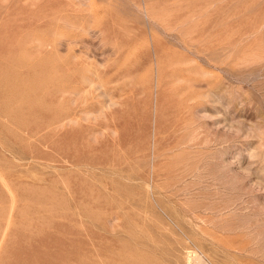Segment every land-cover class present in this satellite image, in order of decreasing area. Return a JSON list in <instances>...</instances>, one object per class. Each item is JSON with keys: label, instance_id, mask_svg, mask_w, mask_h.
Wrapping results in <instances>:
<instances>
[{"label": "rangeland", "instance_id": "1", "mask_svg": "<svg viewBox=\"0 0 264 264\" xmlns=\"http://www.w3.org/2000/svg\"><path fill=\"white\" fill-rule=\"evenodd\" d=\"M0 264H264V0H0Z\"/></svg>", "mask_w": 264, "mask_h": 264}, {"label": "bare ground", "instance_id": "2", "mask_svg": "<svg viewBox=\"0 0 264 264\" xmlns=\"http://www.w3.org/2000/svg\"><path fill=\"white\" fill-rule=\"evenodd\" d=\"M50 56H51V55H50ZM50 56H49V57H50ZM52 56H53V55H52ZM49 57H47V58H49ZM55 58H56V57H55ZM51 59H52V57H51ZM49 60H50V58H49ZM52 60H53V59H52ZM43 61H44V60H43ZM43 61H42V62H43ZM50 62H51V61H50ZM43 64H44V63H43ZM32 65H33V64H32ZM41 65H42V64H41ZM49 65H51V64H49ZM59 65H60V64L58 63V66H59ZM32 67H33V66H32ZM43 67H44V65H43ZM43 67H42V69H43ZM51 67H52V69L55 70V68H54L55 66H54V65H52ZM51 67L48 68V71H49V69H51ZM33 68H34V67H33ZM45 69H46V68H45ZM57 69H58V68H56V71H57ZM35 70H36V68H35ZM35 70H34V71H35ZM46 70H47V69H46ZM32 72H33V71H32ZM35 72H38V71L36 70ZM44 72H45V73H44ZM50 72H51V71H50ZM38 73L41 74V75H43V74H42V71H41L40 69H39V72H38ZM43 73H44V75H45V74H46V71L43 70ZM24 74H25V73H24ZM48 74H50V73L48 72ZM48 74H47V75H48ZM83 74H84V73H83ZM33 75H34V74H33ZM37 75H38V74H37ZM85 75H86V74H85ZM35 76H36V75H35ZM38 76H39V75H38ZM50 76H51V75H49V79H50ZM83 76H84V75H83ZM36 77H37V76H36ZM36 77H35V78H36ZM44 77H46V76H44ZM55 77H56V76H55ZM86 77H87V76H86ZM30 78H31V77H30ZM37 78H38V77H37ZM41 78H43V77H41ZM41 78H40V79H41ZM52 78H53V77H52ZM89 78H92V77L90 76ZM46 79H48V78H46ZM82 79H84V78H82ZM41 80H42V79H41ZM53 80H54V79H53ZM55 80H56V78H55ZM87 80H88V79H87ZM32 81H34V80H32ZM32 81H31V82H32ZM46 81H47V80H46ZM49 81H51V80H49ZM37 82H38V81H37ZM88 82H89V80H88ZM42 83H43V82H42ZM51 83H53V82H51ZM31 85H32V84H31ZM33 85H34V84H33ZM36 85H37V84H36ZM36 85H35V86H36ZM39 85H40L39 88H41V90L45 89L44 92H42V93H43V96H40L41 98H42V97H43V98L46 97V96L48 95L47 93H48V91H49L50 89H53V88H54V89H55V90L53 89L54 92H58V91L61 90V89L59 90V87H53V88H52V87H50V86H49V87H43V85H42V86H41V84H39ZM58 85H59V84H58ZM29 86H30V85H29ZM44 86H45V85H44ZM47 86H48V85H47ZM53 86H54V85H53ZM59 86H60V85H59ZM90 86H91V85H90ZM92 86H93V85H92ZM28 89H29V88H28ZM31 89H32V88H31V86H30V91H34V90H35V88H34V90H31ZM38 90H40V89H38ZM38 90H37V91H38ZM65 90H66V89H65ZM37 91H36V93H37ZM62 91H63V90H62ZM26 92H27V91H26ZM38 92H39V91H38ZM40 92H41V91H40ZM36 93H35V94H36ZM58 94H59V93H58ZM39 95H40V94H39ZM37 96H38V95H37ZM26 97H27V96H26ZM29 97H30V96H29ZM40 97H39V98H40ZM27 98H28V97H27ZM41 98H40V99H41ZM36 99L38 100V98H36ZM40 99H39V100H40ZM44 99L46 100V98H44ZM32 100H33V99H32ZM45 100H42V99H41V101H43L44 104H43V103H40V106H41V117H42V118L44 117V113H46V112H49V111H50L51 113H53V112H54L55 114L57 113V106H54V107L51 106V107H50V106H48V105L45 103ZM53 100H54V99H53ZM26 101H27V100H26ZM17 102H18V101H17ZM35 102H36V101H35ZM39 102H40V101H39ZM36 103H37V102H36ZM36 103H35V104H36ZM47 103H48V102H47ZM30 104H31V103H30ZM32 104H33V103H32ZM37 106H39V105H37ZM34 108H35V107H34ZM38 111H39V110H38ZM54 117H55V118L53 119V121H54V123H57V122H58V114H57L56 116H54ZM44 122H45V121H42L41 123L39 122V124L37 123V124H35V125H31V126L29 127V130H30L31 132H33V131L36 130V128H37V130L40 129V128L42 127V125H43ZM52 124H53V123H52ZM48 128H49V127H48ZM48 128H47V129H48ZM37 133H38V132H37ZM37 133H36V134H37ZM52 133H53V132H52ZM56 134H57V133H56ZM39 137H40V136H39ZM33 154H34V153H33ZM35 157H36V156H35Z\"/></svg>", "mask_w": 264, "mask_h": 264}]
</instances>
